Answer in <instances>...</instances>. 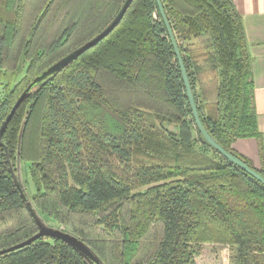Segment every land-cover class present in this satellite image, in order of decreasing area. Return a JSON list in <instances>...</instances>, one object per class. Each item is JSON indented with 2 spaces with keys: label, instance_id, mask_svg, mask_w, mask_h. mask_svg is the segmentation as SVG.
I'll list each match as a JSON object with an SVG mask.
<instances>
[{
  "label": "trees",
  "instance_id": "16d2710c",
  "mask_svg": "<svg viewBox=\"0 0 264 264\" xmlns=\"http://www.w3.org/2000/svg\"><path fill=\"white\" fill-rule=\"evenodd\" d=\"M123 1L0 0V125L32 79L102 30ZM160 2L203 127L264 177L235 3ZM243 137L257 140L260 168L232 148ZM1 141L0 250L38 231L12 175L19 158L38 215L104 264H198L203 245L217 256L216 244L228 247V264H264V185L196 128L156 0H132L104 38L21 102ZM0 264L89 262L65 241L39 237L0 254Z\"/></svg>",
  "mask_w": 264,
  "mask_h": 264
},
{
  "label": "water",
  "instance_id": "95a60500",
  "mask_svg": "<svg viewBox=\"0 0 264 264\" xmlns=\"http://www.w3.org/2000/svg\"><path fill=\"white\" fill-rule=\"evenodd\" d=\"M132 0H124L119 11L116 13V15L112 18V20L102 29L100 30L97 34H95L93 37L85 41L83 44L79 45L66 55L62 56L55 62H53L51 65H49L47 68L42 70L39 74H37L32 81L25 87V89L20 93V95L17 97L16 101L14 102L13 106L11 107L8 115L6 118L1 122L0 125V146L3 144L1 141L2 134L10 121L13 113L17 109V107L21 104V102L36 88L43 86L45 83H47L54 75H56L58 72H60L64 67H66L69 63H71L75 58H77L81 53H83L85 50L88 48L92 47L95 45L98 41H100L102 38H104L120 21L122 18L124 12L130 5ZM157 6L159 9V12L162 16V19L164 21L165 27L167 29V33L169 36V39L172 43V46L174 48L178 63H179V68L180 72L182 75L186 95L188 98V102L190 105L191 113H192V118L194 121V124L196 128L199 130L201 133L202 137L206 141V143L213 148L219 155L224 157L226 160L229 162L233 163L240 169H242L244 172L249 174L250 176L254 177L257 179L259 182H261L264 185V177L258 173L255 169L249 167L246 163H244L242 160L238 159L237 157L233 156L231 153L227 152L224 150L219 144H217L208 134V132L205 130L203 127L199 116L198 112L196 109V105L194 102L193 94L190 89V85L188 82L187 74L185 71V68L182 63V59L180 56V53L178 51V47L176 44L175 37L173 35V32L170 28V25L168 23V20L165 16L162 4L160 0H156ZM22 129L20 132L19 137L21 136ZM20 168V159H17V165H16V173L15 175L14 172H12L15 184L17 186V189L20 193V196L22 199L25 201L26 207L28 211L31 213V215L34 217L37 226H38V231L32 235L31 237L15 244L12 245L6 249H1L0 254L8 251L15 250L17 248L23 247L25 245H28L35 239L39 237H54L61 239L71 245L85 260L89 262V264H104L103 261L99 258V256L91 249V247L86 244L83 240L75 236L69 231L64 230L62 227H54V226H48L44 221H42L40 215L36 212L35 208L32 206L31 201L29 200L28 194L26 193L25 187L22 184V177H21V172L19 170ZM21 177V178H20Z\"/></svg>",
  "mask_w": 264,
  "mask_h": 264
},
{
  "label": "crops",
  "instance_id": "0c3cea01",
  "mask_svg": "<svg viewBox=\"0 0 264 264\" xmlns=\"http://www.w3.org/2000/svg\"><path fill=\"white\" fill-rule=\"evenodd\" d=\"M241 14L253 74V101L256 120L264 142V0H233ZM232 148L248 159L256 168L262 165L258 142L254 137L237 138ZM215 245V244H214ZM213 246V244L211 245ZM224 264H228V247L216 244Z\"/></svg>",
  "mask_w": 264,
  "mask_h": 264
},
{
  "label": "rangeland",
  "instance_id": "374dc122",
  "mask_svg": "<svg viewBox=\"0 0 264 264\" xmlns=\"http://www.w3.org/2000/svg\"><path fill=\"white\" fill-rule=\"evenodd\" d=\"M0 10H1V8H0ZM25 65H26V62H24V61L20 62L19 66H20V70L21 71L19 72V76L24 72ZM19 170L21 172L22 182L24 184L26 193L29 196H31L32 194L35 193V188H34V186L32 185V183L29 180V175H28V172H27L26 165L23 164L19 168ZM41 219H42V221H44V219L42 217H41ZM44 222L48 226H53L52 222H46V221H44ZM216 247L217 246H215L214 253L217 256H214V254H212V252H211V247L209 245H207V246L203 245L202 254L197 259L198 264H224V263H226V261L223 262V257H221V255L219 254V251H218V249ZM227 258H228V255L226 256V259Z\"/></svg>",
  "mask_w": 264,
  "mask_h": 264
}]
</instances>
